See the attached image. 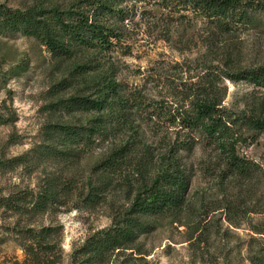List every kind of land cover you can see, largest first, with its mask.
Listing matches in <instances>:
<instances>
[{
    "label": "rangeland",
    "instance_id": "1",
    "mask_svg": "<svg viewBox=\"0 0 264 264\" xmlns=\"http://www.w3.org/2000/svg\"><path fill=\"white\" fill-rule=\"evenodd\" d=\"M199 1L0 0L42 10L68 49L0 30V264H264V129L250 124L264 120V85L228 78L264 67V12L226 33ZM56 11L103 25L111 44L69 38ZM208 93L247 172L182 122ZM101 115L123 124L101 135ZM168 172L183 177V205L136 215ZM131 218L147 230L94 258L92 246ZM45 229L54 249L39 261L34 237Z\"/></svg>",
    "mask_w": 264,
    "mask_h": 264
},
{
    "label": "trees",
    "instance_id": "2",
    "mask_svg": "<svg viewBox=\"0 0 264 264\" xmlns=\"http://www.w3.org/2000/svg\"><path fill=\"white\" fill-rule=\"evenodd\" d=\"M198 7L201 8L210 18H213L217 26L226 33H230L234 27L241 25H254L258 22L256 13L264 12V4L256 1L245 0H200ZM70 22L67 23L63 13L54 12V23L59 30L69 36V38L86 45L87 47L94 42L102 48H108L110 33L103 25L91 22V19L84 15H75L68 13ZM0 30L9 32H22L25 35L36 36L41 38L54 51L60 50L67 53L68 49L57 39V29L49 23L45 13L42 10H31L28 12L3 9L0 6ZM228 78L234 82L247 80L257 85H264V67L254 71L244 72L238 75H228ZM95 104V103H94ZM98 109L103 107V101L95 104ZM219 98L212 94H205L199 98L192 107V114L183 119L184 125L193 132H201L213 142L219 143L222 148H229L230 162L233 170L238 172H247L249 164L240 159L236 151V140L227 142L232 139L230 128L224 121L225 117L220 107ZM122 115H101L99 122L102 128L97 129L101 135L108 134V126L112 130L120 128L123 124ZM252 126L264 129V120H252ZM93 131V130H92ZM75 136V135H74ZM129 151L126 148L116 153V157L126 159ZM183 177L178 172L165 174L161 179L156 180L155 185L144 193V198L135 204L136 215L156 216L162 215L169 211L179 209L183 203V191H185ZM147 230L145 224L138 218L131 220L123 227H116L107 232L95 246H92L94 258L99 260L105 259L112 251L121 249L125 244L131 243L140 233ZM51 230L45 229L36 235L35 242L38 254L35 259L40 261L44 253L51 252L54 247L44 245L48 238H51ZM33 254V253H32ZM40 256V257H39Z\"/></svg>",
    "mask_w": 264,
    "mask_h": 264
}]
</instances>
